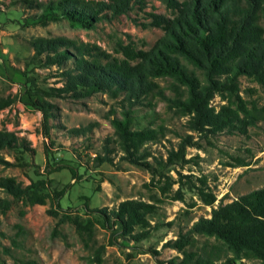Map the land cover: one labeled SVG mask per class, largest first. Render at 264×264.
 <instances>
[{"label": "rangeland", "instance_id": "rangeland-1", "mask_svg": "<svg viewBox=\"0 0 264 264\" xmlns=\"http://www.w3.org/2000/svg\"><path fill=\"white\" fill-rule=\"evenodd\" d=\"M45 2L47 0H36ZM149 12L170 16V11L158 0H147L143 9L134 7L125 14L103 20L94 29H87L67 19L50 20L41 16V10L28 6L23 0H0V97L16 95L10 107L0 111V128L14 131L30 141V151L1 149L0 155L13 162V166L0 165V176H14L23 184L37 179L36 171L48 177L51 189L66 192L59 200L60 206L70 214L87 216L84 205L91 208H114L125 199H138L154 204L148 215L150 234L134 241L120 232L101 225L93 227L87 238L77 234L68 221L56 224L58 216L49 215L44 205L25 206L13 203L0 214V264H22L16 259L32 264H167L179 261L182 252L166 246L179 232H186L200 217H209L211 207L203 204L196 195L193 183L205 177L208 188L220 199L228 202L253 189L264 186V119L249 126L246 134L219 132L215 135L200 134L188 128V115L169 107L160 97L152 99V106L143 103L134 109V128L151 126L159 129L156 140L146 141L140 152H147L144 161L150 167L134 164L126 159L120 148L111 120L120 117L121 95L117 98L107 93L71 98H47L55 104L48 119L49 134H43V116L40 110L27 103L24 95L28 77L42 87L61 85L60 69L55 66L40 67L30 60L33 50L29 41L35 37L66 36L78 41L96 43L114 54L116 40L131 41L134 46L149 49L163 35L155 26H144L151 18ZM264 29V18L259 19ZM166 95L168 79L155 78ZM240 93L258 106L264 104V90L249 77L240 76ZM212 105L223 103L215 96ZM90 126L85 135H74L72 128ZM190 135L192 144L184 148V158L170 163V150H177L180 142ZM195 143V144H193ZM104 146L111 149V162H99L97 155L104 154ZM238 160L248 163L237 166ZM161 161L162 164L158 163ZM56 163L72 166L78 177L73 178L68 169H61L46 176L47 167ZM170 184V185H169ZM180 189L177 193L176 190ZM178 195L182 199H178ZM7 194L0 189V197ZM24 212L21 215V212ZM21 225L19 245L11 239ZM115 229V228H113ZM141 228L136 227L135 231ZM194 245L186 250L202 253L210 248L214 263L221 264L232 257L213 237L193 235ZM11 248V254L4 252ZM216 247V248H215ZM233 264H257L254 259L235 260Z\"/></svg>", "mask_w": 264, "mask_h": 264}, {"label": "trees", "instance_id": "trees-1", "mask_svg": "<svg viewBox=\"0 0 264 264\" xmlns=\"http://www.w3.org/2000/svg\"><path fill=\"white\" fill-rule=\"evenodd\" d=\"M163 3L170 16L149 12L151 20L144 26H155L163 35L149 49L137 48L131 41L116 40L114 54L96 43L78 41L58 35L35 37L29 45L33 50L30 57L40 67L57 66L61 85L39 86L28 77L24 95L27 103L41 111L43 134L48 136V119L56 106L47 98L80 99L95 93H107L112 98L122 96L120 117L111 120L117 142L126 159L134 164L149 166L144 161L145 151L140 152L146 141L156 140L159 129L151 126L134 128V109L143 103L152 106L157 96L169 107L182 115H188L187 126L200 134L215 135L219 132L246 134L249 126L264 119V104L244 99L240 93V76L254 80L264 90V29L259 19L264 18V0H158ZM30 7L41 10L42 18L50 20L67 19L87 29H94L103 20H110L127 13L134 7L143 9L147 0H23ZM155 78L168 79L171 95H166ZM219 96L223 101L217 107L211 101ZM17 100L16 95L0 97V111L10 107ZM90 126L72 128L68 132L85 135ZM190 135L180 142L177 150H170V163L175 160L187 162L184 148ZM30 141L14 131L0 128V150L30 151ZM195 144V143H193ZM111 149L104 146V154L97 155L99 162H111ZM158 163L162 164L161 161ZM238 160L237 166H244ZM0 165L13 166V162L0 155ZM46 176L61 169H68L73 178L75 169L65 163L47 167ZM31 179L23 184L14 176H0V189L7 196L0 197V214H5L15 202L25 206L44 205L49 215L58 216L56 224L68 221L74 225L78 235L91 238L96 222L105 228L120 232L134 241L145 239L150 234L148 215L153 213L152 203L125 199L116 207L91 208L84 205L87 216L95 214L99 219L86 220L78 213L70 214L62 209L59 200L66 187L55 190L49 186L48 177ZM195 187L199 200L210 205L209 217H200L186 232H179L166 246L182 252L179 261L169 260L167 264H215L211 248L202 253L186 250L194 245V234L213 237L232 257L221 264H233L235 260L254 259L264 264V186L253 189L228 202L219 200L208 188L205 177H199ZM170 185V184H169ZM177 193L180 189L176 190ZM178 199L182 196L178 195ZM24 212H21L23 215ZM16 237L11 239L14 247L19 245L18 236L23 232L16 225ZM136 227L141 228L135 231ZM115 228V229H113ZM216 248V247H215ZM4 252L11 254V248ZM22 264L32 261L16 259Z\"/></svg>", "mask_w": 264, "mask_h": 264}]
</instances>
